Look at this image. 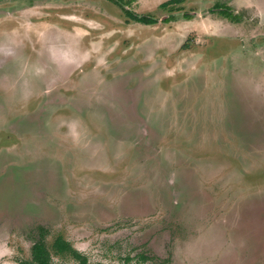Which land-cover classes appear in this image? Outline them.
I'll return each mask as SVG.
<instances>
[{"label": "rangeland", "instance_id": "obj_1", "mask_svg": "<svg viewBox=\"0 0 264 264\" xmlns=\"http://www.w3.org/2000/svg\"><path fill=\"white\" fill-rule=\"evenodd\" d=\"M263 230L264 0H0V264H264Z\"/></svg>", "mask_w": 264, "mask_h": 264}, {"label": "trees", "instance_id": "obj_2", "mask_svg": "<svg viewBox=\"0 0 264 264\" xmlns=\"http://www.w3.org/2000/svg\"><path fill=\"white\" fill-rule=\"evenodd\" d=\"M176 1V0H173ZM179 2L183 0H178ZM126 13L131 16L133 19L137 20L138 22L145 23V24H152L154 23V19L148 18V17H138L129 11H126ZM221 14L228 18L234 20V15L230 11H222ZM54 248L57 250V252L65 253L66 251H73L74 255L78 258L79 263L78 264H91L89 263L88 259L81 255L76 250L72 249L69 242L65 241L62 237H58L56 241L54 242ZM32 261L29 264H55L51 257V251L49 250L47 246V242L45 241V238L37 241L33 247H32ZM102 264V263H98ZM130 264V263H125Z\"/></svg>", "mask_w": 264, "mask_h": 264}, {"label": "bare ground", "instance_id": "obj_3", "mask_svg": "<svg viewBox=\"0 0 264 264\" xmlns=\"http://www.w3.org/2000/svg\"><path fill=\"white\" fill-rule=\"evenodd\" d=\"M248 224H249V223H248ZM259 227H260V226H259ZM246 228H247V227H246ZM256 228H258L257 225H256ZM250 229H251V227H249V230H250ZM253 229H254V228H253ZM262 229H263V228H262ZM249 230H248V231H249ZM256 230H257V229H255V231H256ZM246 231H247V230H246ZM250 231H251V230H250ZM261 231H262V230H261ZM263 231H264V230H263ZM260 233H261V232H260ZM260 233H259V234H260ZM262 233H263V232H262ZM254 234H255V233H254Z\"/></svg>", "mask_w": 264, "mask_h": 264}]
</instances>
